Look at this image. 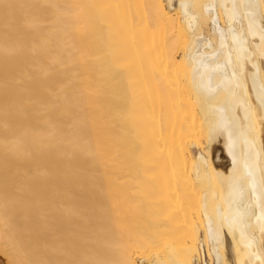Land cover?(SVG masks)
Wrapping results in <instances>:
<instances>
[{
  "label": "bare ground",
  "instance_id": "6f19581e",
  "mask_svg": "<svg viewBox=\"0 0 264 264\" xmlns=\"http://www.w3.org/2000/svg\"><path fill=\"white\" fill-rule=\"evenodd\" d=\"M0 264H264V0H0Z\"/></svg>",
  "mask_w": 264,
  "mask_h": 264
}]
</instances>
